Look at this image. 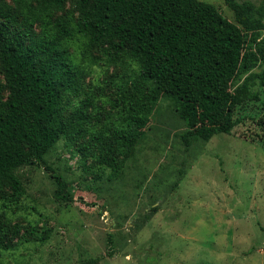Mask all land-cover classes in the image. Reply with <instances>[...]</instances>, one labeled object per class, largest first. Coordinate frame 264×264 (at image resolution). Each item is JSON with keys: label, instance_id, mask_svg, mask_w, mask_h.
<instances>
[{"label": "trees", "instance_id": "obj_1", "mask_svg": "<svg viewBox=\"0 0 264 264\" xmlns=\"http://www.w3.org/2000/svg\"><path fill=\"white\" fill-rule=\"evenodd\" d=\"M225 2L234 21L200 0H0V258L51 233L12 218L20 169L46 167L73 201L46 162L62 139L118 177L164 97L186 148L240 126L264 142V2Z\"/></svg>", "mask_w": 264, "mask_h": 264}, {"label": "rangeland", "instance_id": "obj_2", "mask_svg": "<svg viewBox=\"0 0 264 264\" xmlns=\"http://www.w3.org/2000/svg\"><path fill=\"white\" fill-rule=\"evenodd\" d=\"M200 1L234 21L225 0ZM174 111L169 99L158 101L118 177L107 171L98 178L62 139L46 162L73 201L56 199L46 167L20 169L26 195L12 218L51 233L43 244L2 254L0 264H264V142L245 140L247 126H240L234 136L186 148Z\"/></svg>", "mask_w": 264, "mask_h": 264}]
</instances>
